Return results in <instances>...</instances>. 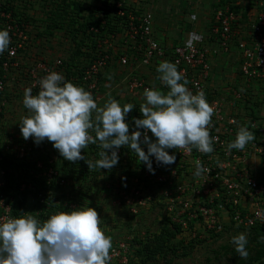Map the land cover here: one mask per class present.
Masks as SVG:
<instances>
[{
    "label": "built area",
    "instance_id": "2783aa9c",
    "mask_svg": "<svg viewBox=\"0 0 264 264\" xmlns=\"http://www.w3.org/2000/svg\"><path fill=\"white\" fill-rule=\"evenodd\" d=\"M96 1L97 4L92 3L95 7L86 9L89 12V17L86 18L100 20L99 27L91 25L86 31V35L92 36L86 43L91 45L90 42H94L90 46L92 49L87 51V47H84L82 50L83 53H89V57L82 54L76 67L68 69L59 56L44 54L55 33L65 35L64 31L54 30L52 37H39L38 34L46 28V12L56 5L78 0H0V29L7 30L11 39L10 51L0 55V113L4 109V93L9 79L20 78L25 82V88L31 87L32 95H37L40 90L37 81L50 71L61 73L66 81L90 92L99 107L105 101L102 95L103 75L113 67L115 70L121 69L117 72V85L122 86L121 91H125L127 101L130 100L129 103L134 105L133 110H136L140 107L132 100L142 95L144 89L154 88L139 75L138 69H154L157 61L167 58L186 76L189 81L187 87L194 94L203 90L207 102L213 107L209 132L215 138L212 145L214 151L204 154L195 149L190 153L183 149L167 150L169 154L176 156V162L166 167L153 163L155 172L150 174L135 153L128 148L127 154L121 155L120 148L119 160H124L125 165L130 166L131 154V169L137 167L140 177L128 186H121L119 203L130 214L135 215L151 203V197L156 192L163 210L176 216L174 219L169 217V220L175 224L181 220L179 225L182 230L190 231L194 228L193 236L198 233L195 230L198 226L207 231H216L224 226L245 230L256 226L264 227V118L259 117L251 108L250 112H246L244 108L249 105L245 101L256 94L249 91L253 85L264 84V0H247L253 6L255 15L248 23L245 38L239 37L242 29L241 14L229 7L218 8L211 27V37L218 50L212 52L201 45L202 39L196 41L193 47H187L189 37L184 44L168 51L152 37L153 17L150 12L138 11L135 15L128 6L130 0ZM91 9H96V13L92 14ZM106 15L110 27L105 20ZM233 46L240 54L239 73L249 93L248 97L246 93H233V100L225 102L208 93V59L218 52L228 53ZM240 105L243 106V111L240 110ZM126 120L131 133L134 125L130 115ZM240 126L247 127L255 139L243 151H226L227 144L234 140ZM149 136L151 137L150 133ZM46 145L51 146L47 141L36 145L32 139L16 140L6 146L5 150L9 149L8 154L17 160L35 162L36 167L42 170L39 176L45 178L48 184L54 183L59 189L66 191L64 195L67 200L63 205L67 211L73 210L77 205L68 201L71 200L68 199L71 183L56 165L57 159L61 160L62 157L52 148L55 155L47 157L48 167H44L35 157ZM89 146L92 147V153L90 154V149L85 153L90 154V157L100 151L98 145ZM143 150L146 152V147ZM196 161H200L205 169L199 177L194 176ZM146 185L155 187L156 191L150 194L145 190ZM1 201L3 205L0 204V220L13 218L11 204L0 197V203ZM53 204L60 206V203ZM114 254L116 253L113 256Z\"/></svg>",
    "mask_w": 264,
    "mask_h": 264
},
{
    "label": "clouds",
    "instance_id": "9594fccd",
    "mask_svg": "<svg viewBox=\"0 0 264 264\" xmlns=\"http://www.w3.org/2000/svg\"><path fill=\"white\" fill-rule=\"evenodd\" d=\"M202 38L190 34L186 46L191 48ZM10 43L9 32L0 29V55L10 51ZM156 73L168 90L144 89L140 118L132 119L134 128L130 133L126 117L134 109L133 104L121 105L111 99L98 107L90 92L66 81L61 73L50 71L37 81V95H32L31 87L24 90L22 104L28 115L19 123L21 136L24 140L32 138L36 145L51 143L70 163L85 161L82 150L98 145L99 159L85 163L88 169L99 171L115 167L120 159L118 150L124 146L135 153L150 174L155 172L153 163L166 167L176 162V156L167 150L212 153L215 138L210 136L209 125L214 109L204 91L194 94L187 87L186 76L167 60L159 62ZM254 139L247 127L240 126L226 151H243ZM204 171L196 161L194 176ZM100 225L97 211L88 206L52 214L43 222L30 214L4 218L0 220V264H109L112 240ZM230 243L240 258L248 257L244 233L233 236Z\"/></svg>",
    "mask_w": 264,
    "mask_h": 264
},
{
    "label": "rangeland",
    "instance_id": "374dc122",
    "mask_svg": "<svg viewBox=\"0 0 264 264\" xmlns=\"http://www.w3.org/2000/svg\"><path fill=\"white\" fill-rule=\"evenodd\" d=\"M86 1L91 2V0ZM195 7V4H192L188 8L187 13L182 16L184 23L190 24L188 16L191 11L195 12ZM176 11L180 13H178L179 15H182L179 6ZM190 26H192V22ZM50 41H52V46H46L45 55H50V57L59 56L63 60L71 59L72 53L69 52L71 41L67 35L55 33V37L50 39ZM25 89V82L18 77L11 78L7 82L6 93L8 94V100H5L3 113L0 117V148L4 153L9 152V149L5 150V147L16 142V140L29 141L32 139L24 140L19 130V123L22 118L28 115L27 110L22 104ZM124 97L127 101V96ZM134 100L137 103H143L142 95H138V98L136 97ZM129 101L127 102L129 103ZM133 118H140V116L132 112L130 119L132 120ZM89 149H91L90 146L82 151L85 153ZM41 153H44V157L55 155L52 146L47 145L43 151H38L35 157ZM131 158L132 155L130 154V167L127 168L129 175H127V171H125L127 172L125 175V173H121L122 171L120 172L119 170L111 173L108 170L101 169V171L98 170L97 176L85 175L77 183H72L70 178L67 177L71 182L69 191L73 195H77V198H80L78 196L81 195L80 192H86L88 195L81 200L82 205L80 207L88 206L94 208L101 219V229L106 236L111 237L112 249L110 250L111 259L109 264H238L240 260H243L235 251L234 245L230 241L233 236L240 233H244L248 240L249 230L224 226L216 231H207L203 227L198 226L195 228L198 233L193 236L194 228L190 231L182 230L181 225H179L181 220L177 224L169 220L170 218L174 219L176 216L163 210L158 202L156 192L152 195V201L147 207L142 210L140 209L135 215L130 214L129 210L119 203V193L122 187H118L117 185L119 184L114 182V180L118 175H120L119 178L125 175L124 177L129 178L124 183L125 187L136 179H139L140 175L138 172L140 171L137 168L131 169V164H133V159L131 160ZM56 165L60 167V158L59 160L57 159ZM2 186L3 180L2 174H0V187ZM145 190L150 194L156 191L155 187L149 185L145 186ZM59 192L60 190L56 188L50 190L49 198L54 203H60L62 209H65L63 204L67 199L65 196L60 197ZM32 202L33 198L29 195L26 206L30 208ZM0 204L3 205L2 201ZM76 205L78 208V203ZM58 207L53 214L67 211L59 210ZM177 228L178 230H176ZM162 231H166V234H168V231L175 234L174 239L168 244L169 248H166L164 254L157 255L151 260H145L146 255L144 254H137L138 246L134 244V241L140 243L154 241L155 237L161 234ZM246 249L249 255H251L253 246L249 245ZM114 252L116 254L113 256Z\"/></svg>",
    "mask_w": 264,
    "mask_h": 264
},
{
    "label": "trees",
    "instance_id": "16d2710c",
    "mask_svg": "<svg viewBox=\"0 0 264 264\" xmlns=\"http://www.w3.org/2000/svg\"><path fill=\"white\" fill-rule=\"evenodd\" d=\"M90 7L93 8L95 6L92 3L79 4L78 2H64L61 5L54 6L52 10L46 12V28L38 34L39 37H52L54 35V30L59 29L64 31V34L69 37L72 44L71 51H69L72 53L71 59L64 60L68 69L76 67V63H78V59L82 57V54L89 57V53L82 52L84 47H87V51L92 49L90 46H92L94 42L89 41L91 45L86 43L87 40H91L92 38L91 35H86V31L91 25L99 27L100 20L80 17V11ZM91 10L92 14H95L97 11L96 9ZM134 14L137 15V13ZM105 20H107L108 27H110V21L107 15ZM4 95L6 96L5 100H8L6 89ZM132 112L133 114L139 115V109L132 110L131 113ZM2 113L3 111L0 113V117L2 116ZM131 113L128 115H131ZM120 150L121 155L124 153L127 154L128 147H121ZM91 153L92 151L90 149V154ZM81 154L84 155L85 161L99 159V151H96V155L91 157L88 153L81 152ZM121 155H119V157ZM37 158L44 164V167H48L47 157H44L41 153ZM85 161L81 160L76 163H70L61 158L60 170L66 177L70 178L72 183H77L81 180V177L85 175L97 176L98 169H88ZM125 164L124 160H119L118 164L108 170V172L114 173L119 170L120 172L122 171L121 173H126L125 171H127V168L130 166ZM0 170L3 180V186L0 187V197L11 204V215L13 218H20L22 215L30 214L34 218L43 222L48 216L52 215L54 211L57 210V206L53 204L49 195H46V193L52 189L59 188L54 183L48 184L45 178L39 176L42 170L36 167L35 162L17 160L12 155L4 153L0 148ZM119 176L120 175L116 177L114 182L116 181L119 186H123L124 183L127 182V178L122 181ZM59 190L61 194L65 196L64 194L66 191L64 189ZM70 193L68 199L71 200L68 201L75 204L78 203V207L82 205L81 200L88 196L86 192H80L81 195H78L80 196V199L79 197L77 198V195H73L71 191ZM29 195L33 198L32 206L30 208L26 206ZM58 209L66 210V208L62 209L61 206H59ZM176 230H178V228ZM248 230L249 237L246 248L247 246L252 245V254L246 259L240 260L238 264H264V227L256 226ZM174 237L175 234L173 232L168 231V234H166V231H162L161 234L155 237L154 241L151 240L146 243L134 241V244L138 246L136 252L137 254L146 255L145 260H151L157 255L164 254L166 248H169L168 244L174 239Z\"/></svg>",
    "mask_w": 264,
    "mask_h": 264
},
{
    "label": "crops",
    "instance_id": "0c3cea01",
    "mask_svg": "<svg viewBox=\"0 0 264 264\" xmlns=\"http://www.w3.org/2000/svg\"><path fill=\"white\" fill-rule=\"evenodd\" d=\"M85 1L78 0V3L84 4ZM97 2L96 0H91V2L87 3L97 4ZM192 4H195L196 7L195 12L191 11L188 16V22L190 24L192 22V26H190V24L183 22L182 16L187 13L188 8ZM128 6L133 13L147 11L153 14L152 37L168 51H171L174 46L184 44L191 33H196L203 37L201 45L204 48L209 49L211 52L218 50L216 42L211 37V27L214 13L219 7H229L231 10L238 11L241 14L242 29L239 31L240 38L246 37L248 23L255 15L253 6L247 0H130ZM178 6L182 15H179L180 13L178 12V14L176 11ZM80 17H89V12L86 9L81 10ZM71 46L69 45L70 49ZM70 49L69 51H71ZM164 60L168 61L167 58ZM208 60L210 65V74L206 82L208 93L225 102L233 100V93H246L247 97L249 91L250 93H256L250 96L249 101H245L249 105L244 108H246V112H250L252 109L259 117L264 118V84L253 85V88L249 91L245 88L239 73L241 57L238 50L233 46L228 53L218 52L214 56L211 55ZM161 61H157L154 69L140 68L138 73L148 84L166 93L168 89L156 78L158 75L156 67ZM120 70H115L113 67L105 71L104 80L102 81V95L105 97V101L99 107H103L111 99L121 102V105L126 103V100L123 99L125 91H121L122 86L117 85L119 79L116 80L117 72ZM132 102H135L139 107L141 105L140 102L137 103L134 100ZM240 106L242 107L240 110L243 111V106Z\"/></svg>",
    "mask_w": 264,
    "mask_h": 264
}]
</instances>
